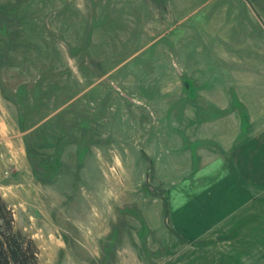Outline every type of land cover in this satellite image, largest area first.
Instances as JSON below:
<instances>
[{
  "label": "rangeland",
  "instance_id": "1",
  "mask_svg": "<svg viewBox=\"0 0 264 264\" xmlns=\"http://www.w3.org/2000/svg\"><path fill=\"white\" fill-rule=\"evenodd\" d=\"M262 89L264 0H0L14 229L38 264H264V184L220 158Z\"/></svg>",
  "mask_w": 264,
  "mask_h": 264
},
{
  "label": "crops",
  "instance_id": "2",
  "mask_svg": "<svg viewBox=\"0 0 264 264\" xmlns=\"http://www.w3.org/2000/svg\"><path fill=\"white\" fill-rule=\"evenodd\" d=\"M261 90V89H260ZM264 90V89H262ZM256 92V91H253ZM258 117H264V114L257 113V111L252 112V118L255 119L253 121L254 127L258 126L259 123L256 122ZM238 123V122H237ZM263 125H260V129L255 128V131L252 132V135L247 140H243L237 143L236 148H230L227 143H222L220 147L221 149V162L226 165L229 162H232V164L235 167V172L240 174L239 181H245V175L248 174L249 181L252 183L257 184H264V120L260 123ZM251 128V129H252ZM225 160H227L225 162ZM226 183H223L222 185V194L225 193L224 197L229 200V198L234 200V197L244 198L245 192L239 187H233L232 181L230 182L229 179H225ZM253 190H255L253 188ZM253 196L259 197L260 194H254ZM245 200L243 199V202H240L239 204H244ZM244 206V205H243ZM242 207V206H241ZM257 208V209H255ZM242 212H244V208L239 209ZM237 210V211H238ZM234 212V211H231ZM256 215L253 218V230H264V224H261V216L264 218V210L258 208V206H253V213Z\"/></svg>",
  "mask_w": 264,
  "mask_h": 264
},
{
  "label": "trees",
  "instance_id": "3",
  "mask_svg": "<svg viewBox=\"0 0 264 264\" xmlns=\"http://www.w3.org/2000/svg\"><path fill=\"white\" fill-rule=\"evenodd\" d=\"M0 264H38L34 242L14 229L10 209L0 197Z\"/></svg>",
  "mask_w": 264,
  "mask_h": 264
}]
</instances>
